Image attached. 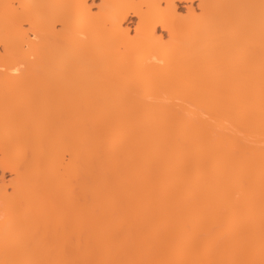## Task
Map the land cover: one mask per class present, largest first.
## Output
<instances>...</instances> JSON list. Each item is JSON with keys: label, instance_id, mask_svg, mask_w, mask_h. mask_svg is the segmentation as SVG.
Returning a JSON list of instances; mask_svg holds the SVG:
<instances>
[{"label": "bare ground", "instance_id": "1", "mask_svg": "<svg viewBox=\"0 0 264 264\" xmlns=\"http://www.w3.org/2000/svg\"><path fill=\"white\" fill-rule=\"evenodd\" d=\"M98 1L0 0V264H264V0Z\"/></svg>", "mask_w": 264, "mask_h": 264}, {"label": "rangeland", "instance_id": "2", "mask_svg": "<svg viewBox=\"0 0 264 264\" xmlns=\"http://www.w3.org/2000/svg\"><path fill=\"white\" fill-rule=\"evenodd\" d=\"M91 3H92V0H89V4H91ZM95 3L98 4L99 1H98V0H97V1L95 0ZM177 4H178L179 8H181L182 6L184 7V8H182V9H179V10H178L179 14H181V15H183V16L186 15V9H185V6L187 7V6H190V5H191V6L193 5L194 9L197 11V13H199V10L197 9L198 1H196V2L193 3V4H190V3H188V4H187V3H177ZM136 22H137V19H136V18H132V19H131V23L128 22V26H129V28H130L132 34L134 33V28H135V24H136ZM159 33H160V34L163 33V32L161 31V29H159ZM164 34H165V33H164ZM18 148H19V147H16L15 149L12 150V153H11V156H12V157H14L13 154H15V156H16V153H17L18 156H21V154H22L21 149H18ZM18 150H19V151H18ZM15 151H16V152H15ZM20 152H21V153H20ZM18 156H16V157H18ZM66 158H68V156H67ZM11 178H12L11 175L7 174V175L5 176V180H4V181L7 183L8 180H10ZM0 179H1V173H0ZM126 184H127V183H126ZM126 184L124 185V187L126 186ZM128 188H129V186H128ZM126 189H127V188H126ZM130 189H131V188H130ZM127 190H128V191H127L126 193L124 192V194H122V195H119V192H118L117 194H118L119 196H117V197L120 198V197L122 196V197H121V198H122V199H121L122 201L126 199V201L131 202L133 199H135V198H133V199L131 198V197H133V195H134V193H135V192H134L135 190L133 191L134 193H133L132 196L129 195V193H132V192H131L132 190H131L130 192H129V189H127ZM155 190L157 191V189H155ZM9 191H10V190H9ZM122 191H124V190H122ZM156 191H155V195H154V193L152 192V193H153V194H152V197H151V196H148V194H147L148 192L151 193L150 191H148V192L146 191L147 193L144 192L145 194H147V195H145V197H146V198H153L154 201L157 202V203L159 202V200H160V201H161V200H162V201H164V200L166 201L167 198L165 199V196H167V197L169 196V197L171 198L170 193H165V194H166V195L164 194L165 196H164V195H160V198H158L157 195H159V194H158ZM120 193H122V192H120ZM127 193H128V194H127ZM138 193L140 194V192H138ZM141 193H142V191H141ZM139 194H137L136 197H138ZM156 194H157V195H156ZM167 194H169V195H167ZM124 195H125V197H124ZM135 195H136V194H135ZM135 195H134V196H135ZM149 195H150V194H149ZM130 196H131V197H130ZM140 196H141V194H140ZM143 196H144V195H143ZM163 196H164V197H163ZM172 196H173V195H172ZM186 196H187V195H186ZM115 197H116V195H115ZM117 197H116V198H117ZM145 197H144V199H142L141 201H143V200L145 201V200H146ZM156 197H157V198H156ZM119 198H118V199H119ZM123 198H124V199H123ZM139 198H141V197H139ZM139 198H138V199H139ZM142 198H143V197H142ZM161 198H162V199H161ZM163 198H164V200H163ZM170 198H168L167 200H170ZM174 198H181V197L174 196ZM156 199H157V200H156ZM172 199H173V197H172ZM147 200H148V199H147ZM175 200H179V199H175ZM175 200H174V201H175ZM138 201H139V200H138ZM144 201H143V203H145V205L149 202V201H148V202H144ZM150 201H152V200L150 199ZM154 201H153V202H154ZM123 202L126 203L125 201H123ZM129 202H128L127 205H129ZM153 202H151V203H153ZM155 202H154V203H155ZM132 203H133V201H132ZM143 203H142V204H143ZM149 203H150V202H149ZM154 203H153V204H154ZM130 204H131V203H130ZM135 204H136V203H135ZM142 204H141V206H142ZM133 205H134V204H133ZM139 205H140V204H139ZM145 205H144V206H145ZM151 205H152V204H151ZM157 205H159V204H157ZM141 206H140V207H141ZM146 206H147V205H146ZM146 206H145V207H146ZM154 206H156V203L154 204ZM131 207H134V206L131 205ZM138 207H139V206H138ZM142 208H144V207L142 206Z\"/></svg>", "mask_w": 264, "mask_h": 264}]
</instances>
